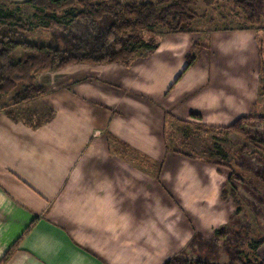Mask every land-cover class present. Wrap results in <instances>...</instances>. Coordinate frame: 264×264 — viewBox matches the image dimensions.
I'll use <instances>...</instances> for the list:
<instances>
[{
  "label": "crops",
  "instance_id": "obj_1",
  "mask_svg": "<svg viewBox=\"0 0 264 264\" xmlns=\"http://www.w3.org/2000/svg\"><path fill=\"white\" fill-rule=\"evenodd\" d=\"M203 18L168 31L129 63L76 64L82 72L40 98L49 114L39 122L0 111V261L22 237L6 264H164L196 231L214 235L219 227L208 208L197 223L195 206H184L183 218L173 210L171 202L183 195L193 205L201 197L196 190L172 192L166 201L161 177L146 173L138 181L152 186H127L134 166L108 158L115 151L109 135L150 154L164 142L166 114L238 119L240 98L254 101L250 89L259 86L254 73L261 58L256 30L226 25L225 16L219 26L198 25ZM240 52L248 59L245 77ZM189 54L195 62L187 68ZM132 92L156 99V107ZM148 111L162 120L154 132L146 126ZM116 198L127 201L124 221Z\"/></svg>",
  "mask_w": 264,
  "mask_h": 264
},
{
  "label": "rangeland",
  "instance_id": "obj_2",
  "mask_svg": "<svg viewBox=\"0 0 264 264\" xmlns=\"http://www.w3.org/2000/svg\"><path fill=\"white\" fill-rule=\"evenodd\" d=\"M24 1L26 0H0V9L13 10L25 23H29L33 29L30 40L38 45L52 43L53 47L71 46L83 52L102 44L113 45L118 41L117 37L108 35L101 25L97 27L84 18L72 22L68 12L58 14L61 26L43 29L34 16L32 7L11 5V3H23ZM93 1L99 3L101 0ZM120 1L128 4L151 1L159 8H165L178 0ZM189 7L196 13V17H204L197 21L200 26H219L224 22L221 17L225 16L228 17L227 23L224 22L226 25L240 26V28L251 27L256 30L261 58L254 74H259V86L256 87V92L250 89V93H256L254 101H244L240 98V120L247 119L240 121L241 132L227 127L237 120L235 118L200 119V117H192L186 120H173L169 114H166L164 142H159V146L150 154L142 153L136 148L122 151L121 146L116 143L115 151L107 157L117 161L118 164L122 163L120 160H124L134 166L128 168L129 176H133L134 179L133 182L129 179L132 184H126L127 186H146V183L152 186L148 180L143 183L138 181V178L147 174L152 178L161 177L166 201L168 196H172V192L186 194L189 189L196 190L201 197L196 199V203L192 202L193 205L190 203L193 199L189 197L185 199L184 195L179 196L178 200L174 198V202H171V205L175 206L174 212L176 211L183 218L186 212V210L183 211L184 206L189 205L188 207L191 208L195 206L200 212L195 214L198 217L197 223L200 219L208 217L205 212L208 208V211L212 212L213 223H216L219 229L228 230L227 234L222 236L220 243L223 246L229 243L228 245L232 248L233 244L237 245L240 260L244 262L238 264H264V15L259 21H252L234 1L216 0L208 3L205 0H199ZM80 10L82 6L75 5V13ZM211 17H213V22H210ZM190 27H192L191 23L184 28L189 29ZM168 31V28L159 25L142 30L139 35L146 42L156 45ZM25 52L23 47H18L12 53L16 59H20ZM71 66L58 71L35 72L29 78L17 81L9 93L0 94V110L3 106L11 105L16 95L22 94L32 81L35 86L43 85L48 91L62 84L61 81L69 74H74L72 76L75 77L77 73L82 72L77 70L79 65ZM182 70L175 76L171 86ZM247 72V56L240 52V74L245 77ZM245 90L247 91L248 88L245 87ZM132 95L138 100H147L149 108L156 107V99L152 101L151 98L135 92H132ZM11 110L18 118L29 119L32 122H39L49 114V109L43 105L40 98H33ZM146 117V126L153 132L157 124H162V120L157 122L151 111L146 113ZM255 137L257 141L254 140ZM118 146L119 150H117ZM192 194L195 192L193 191ZM115 203L119 206L118 209L124 212L121 214V219L124 221L127 217L125 214V209L128 207L127 201L116 198ZM221 222L225 224L220 225ZM214 230L216 231V228ZM238 233L240 241H235L234 238ZM202 236L207 238L204 234ZM213 250H217L216 256L212 253ZM233 252L232 254H235V251ZM210 253L213 256L209 257ZM229 256V252H226L224 248H210L204 244L202 247L198 245L195 249L190 248L189 245L182 247L178 258L216 264H236L229 261Z\"/></svg>",
  "mask_w": 264,
  "mask_h": 264
},
{
  "label": "trees",
  "instance_id": "obj_3",
  "mask_svg": "<svg viewBox=\"0 0 264 264\" xmlns=\"http://www.w3.org/2000/svg\"><path fill=\"white\" fill-rule=\"evenodd\" d=\"M199 0H178L165 8L151 1L142 3H123L120 0H101L95 3L93 0H26L23 3H11V5L21 7L28 5L34 9V16L38 19L43 29H51L61 26L58 21V14L68 12L71 21L84 18L93 25H100L106 29L107 34L118 38L116 44H102L89 50L80 52L75 47H53L52 43L38 45L30 40L33 29L29 23L17 16L13 10L0 9V94L9 93L16 85L17 81L29 78L32 73L39 71H58L77 63L103 64L111 62L129 63L131 58L142 48L155 49V44L146 42L139 32L151 29L155 26H164L172 32L185 30L195 18L196 13L189 5ZM213 3L216 0H205ZM234 1L239 6L247 18L259 21L264 15V0H224ZM80 4L82 10L75 13V5ZM99 25V26H98ZM70 44L69 41H67ZM65 42V43H67ZM23 47L26 52L20 59H16L12 53L16 48ZM195 57L188 55L187 68L193 65ZM186 68V69H187ZM47 93L45 86L34 85L33 81L22 94H17L11 105L3 106L0 111H9L20 104L26 103L33 98H41ZM13 117V116H12ZM197 117H201L197 115ZM242 120H247L246 118ZM237 119L233 124L227 126L230 129L241 132L240 121ZM110 142L121 146L122 151L128 149V145L122 143L113 135H109ZM255 141L258 139L255 137ZM119 146L117 150H119ZM29 229V228H28ZM228 230L218 229L211 237L204 238L200 232H195L189 247L195 249L198 245L204 244L210 248H221L229 252V261L238 264L242 262L239 256V249L236 244L233 248L229 243L221 244L222 236ZM235 241H240V234H236ZM19 238L5 254L0 264H6L13 253L18 250ZM219 241V242H217ZM233 251H235V254ZM216 256L217 250H213ZM209 257L213 256L208 254ZM219 259V258H214ZM233 259V260H232ZM164 264H216L213 262H202L200 260H180L174 257Z\"/></svg>",
  "mask_w": 264,
  "mask_h": 264
}]
</instances>
